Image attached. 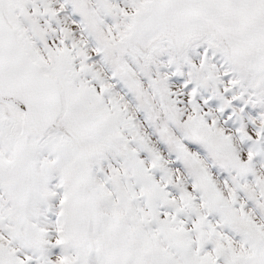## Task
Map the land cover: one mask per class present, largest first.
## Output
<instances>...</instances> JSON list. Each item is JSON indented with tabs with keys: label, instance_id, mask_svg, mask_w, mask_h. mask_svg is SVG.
<instances>
[{
	"label": "snow or ice",
	"instance_id": "6c2138e0",
	"mask_svg": "<svg viewBox=\"0 0 264 264\" xmlns=\"http://www.w3.org/2000/svg\"><path fill=\"white\" fill-rule=\"evenodd\" d=\"M0 264H264V0H0Z\"/></svg>",
	"mask_w": 264,
	"mask_h": 264
}]
</instances>
